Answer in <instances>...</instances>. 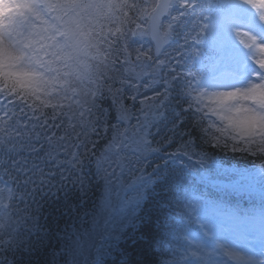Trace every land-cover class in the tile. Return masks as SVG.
<instances>
[{"label": "snow or ice", "instance_id": "obj_1", "mask_svg": "<svg viewBox=\"0 0 264 264\" xmlns=\"http://www.w3.org/2000/svg\"><path fill=\"white\" fill-rule=\"evenodd\" d=\"M161 122L188 127L177 152L204 172L217 166L198 141L260 159L225 185H258L259 204L229 206L159 164L147 173L163 148L150 138ZM157 184L173 198L170 223L150 238L156 264H264V0H0V264H31L53 224L64 233L53 255L81 264L76 222L90 218L101 242L128 237Z\"/></svg>", "mask_w": 264, "mask_h": 264}, {"label": "trees", "instance_id": "obj_2", "mask_svg": "<svg viewBox=\"0 0 264 264\" xmlns=\"http://www.w3.org/2000/svg\"><path fill=\"white\" fill-rule=\"evenodd\" d=\"M146 95H151V92L145 93ZM112 101L111 98H107L106 103L101 104V108L107 110V119L111 124L116 123V112L114 108H110ZM131 102L128 101L126 106H130ZM140 105L137 102L136 109L133 110V119L131 123L134 125L136 123L135 117L139 115ZM123 127V126H122ZM171 124H165L163 122L152 127L151 132L153 136V147H159L163 145L161 153L158 155H152L148 157L150 162L146 166V172L151 173L153 168L159 164L162 170H166L171 177H180L182 180H186L188 184L192 187L197 188L199 191L207 193L208 188L211 186H216L221 183L228 182V179L221 171L225 170L228 173H233L234 171L252 170L253 168H258L261 161L255 157L244 156L240 154L223 153V152H212L211 149L202 145L199 141L195 146L194 150L196 152L208 151L210 156H213L216 162V168L209 172H204L199 168L197 164L198 157L192 156L191 160L183 156L181 153L177 152V149L181 147L189 139L187 135H182L188 130V127H180L175 130V132L170 131ZM112 132L107 133V138L110 139ZM104 136L101 130V137ZM93 140L97 138L92 137ZM171 141V143H165V141ZM106 140H101L99 147L103 148ZM176 153L174 158L166 154ZM165 162L167 168H164ZM139 167H145V165H140ZM197 169L198 171H191V169ZM217 172L219 174H217ZM139 174V173H136ZM205 175L208 178L206 180H201L200 176ZM125 181L131 179L130 176L124 177ZM172 181L170 180L169 183ZM168 188V184H157L154 186L152 191L149 193L147 201L143 204V212L141 216L143 217V222H138L136 227L129 229L128 237H123L119 241L115 239H109L106 241H99L96 234L93 232L91 219L86 218L84 223L79 220L76 222V229L79 230L82 237L83 243V255L80 257L81 264L84 262V258L87 257L88 264H93L95 259H99L100 264H124L125 260L128 264H136L137 261H142L143 264H156L157 261L161 259L158 254H154V245L151 244V237L157 235L158 232L163 231L164 228L170 223V221L165 220V215L168 213L169 204L172 202L173 193L171 191H165ZM102 191L101 187L94 188L92 192L88 194V204L86 209H91L94 201H98L100 193ZM252 193L259 195V186L257 185L255 192H250L247 190L233 191L234 196H248ZM161 206H163V211H161ZM172 207H175L174 203ZM82 210V211H83ZM46 215V213H45ZM67 220L68 224L71 225L72 221L68 217L64 218ZM41 223H44V216H41ZM102 223V221H101ZM65 223L62 220L59 224V228L63 229ZM99 231V229H97ZM64 233L62 231L58 232L56 230V225L53 224L50 231V235L45 239L44 245L35 252L31 258V264H65L64 259L54 253H59L63 240ZM95 240L97 243L103 244V250L98 254L95 248L89 249V245ZM135 241V243H133ZM159 249L156 248V253ZM9 259L11 256L9 255ZM28 258H26L27 260Z\"/></svg>", "mask_w": 264, "mask_h": 264}, {"label": "rangeland", "instance_id": "obj_3", "mask_svg": "<svg viewBox=\"0 0 264 264\" xmlns=\"http://www.w3.org/2000/svg\"><path fill=\"white\" fill-rule=\"evenodd\" d=\"M221 173L230 174L228 172H221ZM222 189H224V190H222ZM212 190L213 189H211L213 197H210V198L219 199L229 206L237 207L243 202L242 198L239 199L238 197H235L233 195V190L225 189V185H218V186H216V191H212ZM231 200H237L238 202L233 203ZM248 201H249L248 202L249 208L252 206L253 202H255L258 205L259 204V195H256V194L252 195V197L248 198Z\"/></svg>", "mask_w": 264, "mask_h": 264}]
</instances>
